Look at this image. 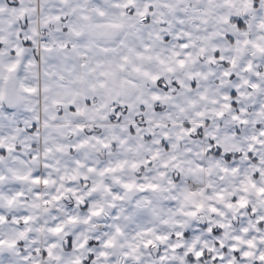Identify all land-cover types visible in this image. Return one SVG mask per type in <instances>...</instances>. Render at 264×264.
<instances>
[{
  "label": "snow or ice",
  "instance_id": "obj_1",
  "mask_svg": "<svg viewBox=\"0 0 264 264\" xmlns=\"http://www.w3.org/2000/svg\"><path fill=\"white\" fill-rule=\"evenodd\" d=\"M0 264H264V0H0Z\"/></svg>",
  "mask_w": 264,
  "mask_h": 264
}]
</instances>
